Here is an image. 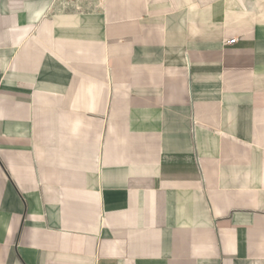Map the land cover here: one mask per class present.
Masks as SVG:
<instances>
[{
    "label": "crops",
    "instance_id": "crops-1",
    "mask_svg": "<svg viewBox=\"0 0 264 264\" xmlns=\"http://www.w3.org/2000/svg\"><path fill=\"white\" fill-rule=\"evenodd\" d=\"M0 264H264V0H0Z\"/></svg>",
    "mask_w": 264,
    "mask_h": 264
},
{
    "label": "built area",
    "instance_id": "built-area-1",
    "mask_svg": "<svg viewBox=\"0 0 264 264\" xmlns=\"http://www.w3.org/2000/svg\"><path fill=\"white\" fill-rule=\"evenodd\" d=\"M225 42H226L227 44H233V43L236 42V38H231V39H229V40H226Z\"/></svg>",
    "mask_w": 264,
    "mask_h": 264
}]
</instances>
